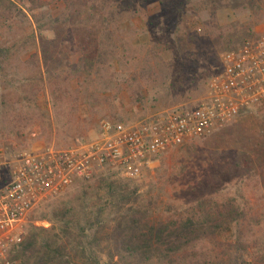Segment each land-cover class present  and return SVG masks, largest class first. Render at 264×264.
I'll use <instances>...</instances> for the list:
<instances>
[{
  "label": "trees",
  "instance_id": "1",
  "mask_svg": "<svg viewBox=\"0 0 264 264\" xmlns=\"http://www.w3.org/2000/svg\"><path fill=\"white\" fill-rule=\"evenodd\" d=\"M20 1L28 3L30 10L16 0H0V137L24 144L36 116L50 131L85 141L99 107L111 104L124 87L131 91L134 103L161 101L165 109L197 96L194 90L191 93L197 79L185 83L183 77L192 49L198 43L197 51L203 36L209 35L204 25L217 22L213 0H199L196 5L201 8L195 6L210 15L201 19V27L187 25L181 18L180 50L170 60L149 46H142L146 52L138 58L141 49L128 37L127 27L137 29L136 18H151L148 0ZM181 2L195 4L194 0ZM245 2L246 26L254 35L264 23V0ZM53 3H61L63 13L54 16L49 9ZM159 3L165 10L171 2ZM155 21L148 24L151 32ZM159 23L167 29L165 22ZM44 30L53 31L54 36H44ZM19 64L36 72L24 73L23 84L16 85L10 77L20 74ZM44 88L57 112L55 120L36 103ZM83 114L88 117L80 119ZM234 166L249 169L250 163L235 158ZM261 169L260 175L250 174L264 183ZM93 178L98 186L90 191L40 204L45 207L40 217L50 226L32 225L24 239L7 250V260L12 264H249L245 256L257 244L262 250L260 260L264 259V235L258 238L259 231L264 233V214L254 213L243 194L216 189L159 217L157 201L145 196L136 181L106 173Z\"/></svg>",
  "mask_w": 264,
  "mask_h": 264
},
{
  "label": "rangeland",
  "instance_id": "2",
  "mask_svg": "<svg viewBox=\"0 0 264 264\" xmlns=\"http://www.w3.org/2000/svg\"><path fill=\"white\" fill-rule=\"evenodd\" d=\"M181 1L170 0L171 3L164 10L159 0H148L151 18H136L134 20L136 30L133 26L127 27L128 37L132 39V44L138 51L141 49V53L137 54L138 58H141L146 52L142 46L146 48L149 46V48L155 49L157 54L163 56L166 60H170L173 52L180 50L179 38L183 35L182 28L184 24L181 18L187 21V25L190 24V26L196 27L198 24L201 27L203 25L201 19L205 20L210 16L207 10L200 13V9L199 11L195 9V6L201 8V6L196 5L200 3L199 0H194L195 4L190 2L184 5ZM213 1L217 7V22L209 27L204 25L209 35L203 36L204 38L197 51L195 49H197L198 43L192 49L191 55L189 54L187 58L188 64L183 77L185 83L197 79L191 89V93L194 90L197 96L192 95V99L184 101L183 105H193L206 95L210 81L219 72L221 66L220 54L228 49L236 48L253 35L246 26L249 12L245 0ZM16 2L23 6L25 10H30L28 3L24 4L20 0H16ZM49 9L54 16H58L63 13L64 6L61 3H53ZM35 12L39 13L40 11L36 10ZM87 15L85 14V20L88 17ZM155 15L156 18H154ZM154 19H157L155 21L156 28L151 32L148 29V24ZM159 22H165L167 29ZM200 22L202 23L200 24ZM78 24L80 25V23ZM84 25L83 23L81 26ZM263 27L264 23L259 24L255 31ZM43 35L50 38L54 36V33L50 30H44ZM152 40H154V43H151ZM71 44L75 45L74 43ZM65 53L68 54L69 52L66 51ZM16 66V71L20 74L10 77V80L16 85L18 83L19 85L23 84L21 76L24 73L33 76L36 72L35 68L31 66L27 67L21 64ZM26 89L28 90L29 87L26 86ZM144 93L146 94L147 91ZM117 96L118 98L111 101V104L105 103L99 107L100 114L95 117L85 141L94 136L102 119L112 118L133 123L166 108L164 102L155 100H147L143 104L134 103L131 99V91L127 87H124ZM36 103L40 108L39 110L52 117V120L57 119V112L52 108L48 90L44 88L38 93ZM31 112L36 111L32 110ZM85 116L87 115L83 114L80 119L85 118ZM33 118L30 127L26 130V142L24 144L14 139L0 137V148L3 150L0 156V177L7 175L9 170L7 161L15 153L43 145L70 147L85 142L71 140L67 136H63L62 133H58L57 130L50 131L48 125L44 124L39 117L33 116ZM79 123L81 122L75 124ZM41 127L43 128L41 129ZM235 158H245L249 161L250 168H235ZM241 164L243 165V163ZM261 166L264 167V101L242 110L237 118L221 130L203 138L193 139L182 146L157 156L151 167L145 168L140 177L131 180L142 185L141 191L145 196L152 195L157 201L155 213L159 217H165L171 208L173 210L175 206L178 207L186 201L199 198L216 189L231 194H243L250 201L254 213L264 214V183L250 174V172H253L254 175L255 173L260 175ZM102 173L113 175L114 178L125 179L122 173L117 170H100L97 175ZM96 186L98 184L92 178L83 186L75 184L57 196L58 199H56L57 197L49 198L46 202H53L54 199H69L75 195H80L83 191H90ZM40 206L35 207L30 212L26 232L32 225L50 226L48 220L40 217L45 208ZM263 235V231H259L258 238L261 239ZM8 249L0 252V258L2 255L6 256ZM261 251L259 244L255 245L253 252L245 256V261L249 264H264V262H261L264 259L260 260Z\"/></svg>",
  "mask_w": 264,
  "mask_h": 264
},
{
  "label": "built area",
  "instance_id": "3",
  "mask_svg": "<svg viewBox=\"0 0 264 264\" xmlns=\"http://www.w3.org/2000/svg\"><path fill=\"white\" fill-rule=\"evenodd\" d=\"M206 95L127 123L102 119L89 140L70 147L43 145L15 153L0 177V252L26 235L30 212L46 200L113 169L137 179L157 156L221 130L242 110L264 101V27L220 55ZM3 150L0 148V156ZM0 264H12L5 255Z\"/></svg>",
  "mask_w": 264,
  "mask_h": 264
},
{
  "label": "crops",
  "instance_id": "4",
  "mask_svg": "<svg viewBox=\"0 0 264 264\" xmlns=\"http://www.w3.org/2000/svg\"><path fill=\"white\" fill-rule=\"evenodd\" d=\"M187 143V142H186Z\"/></svg>",
  "mask_w": 264,
  "mask_h": 264
}]
</instances>
